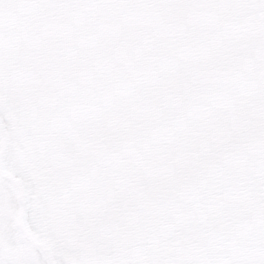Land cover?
Masks as SVG:
<instances>
[{
  "label": "snow or ice",
  "instance_id": "obj_1",
  "mask_svg": "<svg viewBox=\"0 0 264 264\" xmlns=\"http://www.w3.org/2000/svg\"><path fill=\"white\" fill-rule=\"evenodd\" d=\"M0 264H264V0H0Z\"/></svg>",
  "mask_w": 264,
  "mask_h": 264
}]
</instances>
